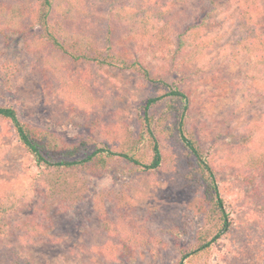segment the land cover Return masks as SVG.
Instances as JSON below:
<instances>
[{
    "label": "rangeland",
    "instance_id": "374dc122",
    "mask_svg": "<svg viewBox=\"0 0 264 264\" xmlns=\"http://www.w3.org/2000/svg\"><path fill=\"white\" fill-rule=\"evenodd\" d=\"M77 1L88 3L89 10L104 19L109 10L138 11L137 0ZM138 1L151 8L150 15H164V21L180 31L211 10L195 40L194 61L179 56L177 64L186 66L178 74L164 75L175 40L167 39L162 47L165 37L159 34L131 45L134 58L152 74L189 90L187 129L216 169L232 219L231 232L210 254L186 264H264V176L245 160L264 145V70L255 55L239 53L245 27L264 37V0ZM34 18L35 12L30 19L35 25ZM158 45L161 49L154 53ZM36 59L23 50L21 38L0 34V73L6 62L20 69L10 90L0 76V105L14 107L22 122L68 143L86 140L89 149L105 143L115 149L136 137L145 101L164 92L133 71L74 64L75 79L101 95L93 110L77 96L41 92L32 70ZM91 110L103 115L102 122L93 121L96 113ZM162 145L169 150L165 141ZM44 176L17 142L11 125L0 120V264H7L14 252L30 264H176L180 247L215 226L213 218L195 214L189 187L167 171L143 172L116 162L100 176L68 173L56 187L50 185L52 177ZM185 186L188 193L183 192ZM179 194L182 201H169ZM24 220L32 221L31 232L16 230V223ZM170 228L177 229L173 236L179 243L168 238L170 247L146 250L156 240L149 236L165 237ZM123 240L135 244L125 246Z\"/></svg>",
    "mask_w": 264,
    "mask_h": 264
},
{
    "label": "trees",
    "instance_id": "16d2710c",
    "mask_svg": "<svg viewBox=\"0 0 264 264\" xmlns=\"http://www.w3.org/2000/svg\"><path fill=\"white\" fill-rule=\"evenodd\" d=\"M139 2L137 0L134 4L137 12L109 10L108 18L104 19L97 12L90 11L92 6L88 3H79L77 0H0V34L21 38L23 50L37 56L32 70L41 92L50 96H77L84 106L96 109L101 102V95L71 74V67L80 62L98 68L118 67L133 71L164 90L163 94L145 101L138 117L140 130L136 137L126 140L115 149L106 143L89 149L86 140L68 143L47 130L22 122L17 110L9 105H0V120L11 125L17 142L40 171L45 173L44 177H52L51 187H56L62 180L65 182L66 175L75 171L103 175L116 162L143 172L167 171L184 181L190 189L195 214L215 221L210 232L200 231L188 247H180L176 264H186L210 254L213 246L231 232L232 219L219 189L216 169L195 135L187 129L189 90L180 89L164 81L158 74H152L141 60L134 58L135 52L131 45L140 43L141 37L150 40L159 34L165 37L163 44H159L162 47L168 45L165 42L167 39L170 43L175 40V51L168 59L169 63H166L164 75L178 74L180 67L186 66V62L177 64L179 56H184L187 63L194 61L197 54L195 40L201 36V27L211 10H206L201 18L198 17L180 31L164 21V15H150L151 8ZM34 12L35 25L30 21ZM101 30L104 31L101 33ZM239 43V53L255 55L257 65H261L264 70V37L252 28L245 27ZM159 45L153 50L154 53L161 49ZM1 68L3 86L10 90L20 69L12 62L4 63ZM161 105L164 107L155 116L154 111ZM97 110H91L96 113L93 121L102 122L103 115L99 116ZM164 141L169 150L163 147ZM245 160L251 169L255 167L264 176V145L261 152L253 153ZM250 161L254 163L252 166ZM186 189L185 186L183 192L188 193ZM182 198L184 196L179 194L177 199L174 196L168 199L174 202L182 201ZM144 221L148 222L149 219ZM32 224L31 220H24L15 226L17 231L25 233L32 231ZM167 230L165 237L149 236L156 240L154 244L149 242L146 250L153 253L170 247L166 240L168 238L179 243L178 236H173L177 229ZM130 243V240H123L125 246ZM11 255L7 264H30L21 260L15 252Z\"/></svg>",
    "mask_w": 264,
    "mask_h": 264
}]
</instances>
